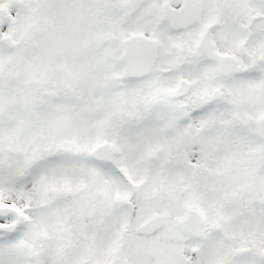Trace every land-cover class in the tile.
I'll use <instances>...</instances> for the list:
<instances>
[{
	"label": "snow or ice",
	"instance_id": "snow-or-ice-1",
	"mask_svg": "<svg viewBox=\"0 0 264 264\" xmlns=\"http://www.w3.org/2000/svg\"><path fill=\"white\" fill-rule=\"evenodd\" d=\"M0 264H264V0H0Z\"/></svg>",
	"mask_w": 264,
	"mask_h": 264
}]
</instances>
